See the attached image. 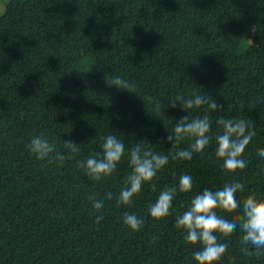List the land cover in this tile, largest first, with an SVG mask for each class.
<instances>
[{"label": "trees", "instance_id": "obj_1", "mask_svg": "<svg viewBox=\"0 0 264 264\" xmlns=\"http://www.w3.org/2000/svg\"><path fill=\"white\" fill-rule=\"evenodd\" d=\"M227 36L251 41L237 47L239 61L218 59ZM116 76L136 92L110 86ZM196 93L223 109L209 114L205 149L191 160L173 159L190 143L167 141L175 123L204 113L172 108L171 100ZM220 117L248 120L256 132L242 156L247 167L231 177L213 163ZM108 135L124 143L125 155L97 182L79 165L102 153ZM34 136L66 156L65 140L79 151L63 162L37 160L26 147ZM136 145L169 162L130 206H118ZM261 148L264 0H0V264H197L192 254L201 245L184 242L177 216L228 179L244 184L241 204L250 194L264 199ZM184 174L192 189L176 193L170 215L151 218L149 205ZM89 196L103 200V209H93ZM216 211L230 220L241 214ZM125 212L144 219L139 231L124 224ZM242 235L237 228L221 237L228 248L213 264H264V255H245L244 247L252 249Z\"/></svg>", "mask_w": 264, "mask_h": 264}, {"label": "clouds", "instance_id": "obj_2", "mask_svg": "<svg viewBox=\"0 0 264 264\" xmlns=\"http://www.w3.org/2000/svg\"><path fill=\"white\" fill-rule=\"evenodd\" d=\"M117 89L136 92L135 86L127 80L116 76L110 86ZM170 106L189 113L192 109H203V115L189 120V114L177 121L167 137V141L173 147L182 142H190L188 148L176 151L173 159L191 160L194 153H201L210 143L208 133L211 130L210 113L223 109L222 104L210 99L207 95L196 93L191 97L178 94L171 100ZM206 106V107H204ZM159 104H157V110ZM216 123L222 126V132L215 137V160L213 163H221V174L232 176L237 169L247 167L246 161L242 158L246 146L256 135L254 125L244 119H224L220 117ZM77 144L65 140L63 152H57L56 146L41 136H34L26 146L37 160H53L63 162L66 158L72 159V153L79 151ZM56 153L55 156L52 154ZM125 155V145L116 136L108 135L102 144V153L99 156H90L79 166L94 181H101L110 176L117 167L121 158ZM257 155L264 158V148H261ZM129 164L132 172L127 176L125 186L121 189L116 199L118 206H130L134 195L139 194L142 185L150 182L156 177L157 172L169 162L168 155L154 153L151 150H143L140 145L128 151ZM193 178L184 174L179 179V184L161 191L155 203L150 204L148 213L154 220H160L170 215L174 196L180 193L189 192L192 189ZM155 188V185H153ZM244 190V184L228 179L221 190L212 191L205 188L202 193L196 195L190 202L188 209L178 215L175 227L183 231V239L189 245H201L199 250L193 252V259L197 264H213L219 261L227 251L228 245L221 241V237L230 236L239 228L243 235L241 244L251 246L252 250L244 247L245 255L257 257L264 255V199H258L254 194L243 199L242 204L237 200V191ZM109 200L112 193L106 194ZM93 209L99 211L104 207L103 200H97L95 196H89ZM217 209L231 213L237 209L241 210L235 219H227L217 213ZM103 219V215L96 217L97 222ZM124 224L133 232L139 231L144 224V219L135 214L125 212L123 215ZM219 234V235H217Z\"/></svg>", "mask_w": 264, "mask_h": 264}, {"label": "rangeland", "instance_id": "obj_3", "mask_svg": "<svg viewBox=\"0 0 264 264\" xmlns=\"http://www.w3.org/2000/svg\"><path fill=\"white\" fill-rule=\"evenodd\" d=\"M4 7V6H3ZM2 12V10H1ZM225 41L222 43V48L218 53V59L224 62H236L241 59L240 56L236 55V49L239 45L243 44L246 47L251 41H245L236 39L234 37L227 36L224 38Z\"/></svg>", "mask_w": 264, "mask_h": 264}]
</instances>
